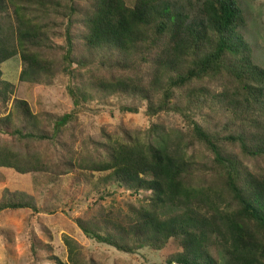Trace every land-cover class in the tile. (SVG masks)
I'll use <instances>...</instances> for the list:
<instances>
[{
    "label": "trees",
    "instance_id": "trees-1",
    "mask_svg": "<svg viewBox=\"0 0 264 264\" xmlns=\"http://www.w3.org/2000/svg\"><path fill=\"white\" fill-rule=\"evenodd\" d=\"M245 24L237 0H203L194 13L172 0H0V107L16 91L1 64L17 54L21 81L48 86L67 75L77 105L56 117L16 100L17 123L12 113L0 117V132L14 138V146H0V168L46 171L48 161L29 143L54 141L94 101H146L148 117L178 114L183 126L127 130L130 141L119 131L87 135L83 156L65 165L98 191L149 194L128 213L113 206L76 219L83 234L128 254L168 251L167 264H220L214 248L225 264H264V166L243 162L264 160V68L239 31ZM60 35L61 45L53 41ZM205 109L201 122L196 115ZM95 173L104 175L94 182ZM202 173L209 177L203 185ZM168 207L177 211L164 216ZM18 209L41 212L29 194L6 189L0 213ZM64 243L68 261L57 264H95L77 240Z\"/></svg>",
    "mask_w": 264,
    "mask_h": 264
},
{
    "label": "rangeland",
    "instance_id": "rangeland-1",
    "mask_svg": "<svg viewBox=\"0 0 264 264\" xmlns=\"http://www.w3.org/2000/svg\"><path fill=\"white\" fill-rule=\"evenodd\" d=\"M85 0H83L84 2ZM131 4L134 0H127ZM177 4L190 5L192 13L197 11L203 0H172ZM246 16L245 26L239 29L251 45L253 58L264 68V0H237ZM54 43L63 44L60 36L54 38ZM23 63L20 54L1 64L2 78L15 85V94L6 110L0 107V117L12 113L17 123L16 112H12L16 100L27 101L34 113L53 114L56 117L70 114L76 108V102L70 92L73 82L67 75H58L51 85L36 86L23 82L20 74ZM122 106H137L138 112H123ZM208 116L205 109L196 118L202 122ZM165 121L169 126L181 127L184 121L178 114H162L150 118L146 115V101L142 103L128 97L115 96L106 103L94 101L88 105L85 112L76 120H69L54 135V141H35L28 144L30 152L42 153L48 161L46 171L19 173L12 168H0V199L6 189L21 191L35 199L41 212L30 209L5 210L0 213V264H57L58 260L68 261V249L64 243L65 236H71L82 246L83 256L95 264H167L168 251H154L142 247L128 254L107 244L97 243L88 239L79 228L76 219H88L92 210L112 207L128 213L129 204L142 203L149 194L143 192L141 198H134L125 190L111 187L113 193L96 190L93 184L78 182L76 172L65 166L70 158L78 160L84 154L87 135L99 139L104 132L119 131L126 141L132 137L127 130L136 132L147 130L152 123ZM51 132L52 127H46ZM26 143V141H25ZM24 143V145H25ZM14 146L11 135L0 132V146ZM23 147V146H22ZM92 150V145L89 144ZM22 151H25L23 148ZM249 168L257 169L264 166V160L243 161ZM206 165L211 161L207 160ZM204 168V167H203ZM49 169V170H48ZM104 173H95L97 182ZM196 179L202 185L209 182L206 174L197 175ZM102 192L103 193L102 195ZM133 198V199H132ZM132 200V202H129ZM177 209L171 207L162 210L164 216L174 213ZM212 254L224 263L223 254L218 248Z\"/></svg>",
    "mask_w": 264,
    "mask_h": 264
},
{
    "label": "built area",
    "instance_id": "built-area-1",
    "mask_svg": "<svg viewBox=\"0 0 264 264\" xmlns=\"http://www.w3.org/2000/svg\"><path fill=\"white\" fill-rule=\"evenodd\" d=\"M121 189L125 190L124 188H121ZM125 192H127L128 194L131 195V192H129V191L125 190ZM131 196L134 197V198H141V194H138V195H131Z\"/></svg>",
    "mask_w": 264,
    "mask_h": 264
}]
</instances>
